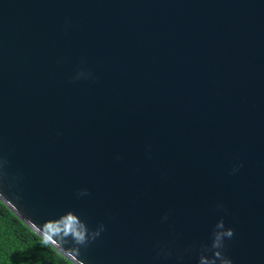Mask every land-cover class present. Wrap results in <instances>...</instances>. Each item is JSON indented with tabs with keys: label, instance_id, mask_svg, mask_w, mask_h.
I'll use <instances>...</instances> for the list:
<instances>
[{
	"label": "water",
	"instance_id": "obj_1",
	"mask_svg": "<svg viewBox=\"0 0 264 264\" xmlns=\"http://www.w3.org/2000/svg\"><path fill=\"white\" fill-rule=\"evenodd\" d=\"M0 202L73 264H264V0H0Z\"/></svg>",
	"mask_w": 264,
	"mask_h": 264
},
{
	"label": "trees",
	"instance_id": "obj_2",
	"mask_svg": "<svg viewBox=\"0 0 264 264\" xmlns=\"http://www.w3.org/2000/svg\"><path fill=\"white\" fill-rule=\"evenodd\" d=\"M0 264H73L0 202Z\"/></svg>",
	"mask_w": 264,
	"mask_h": 264
},
{
	"label": "clouds",
	"instance_id": "obj_3",
	"mask_svg": "<svg viewBox=\"0 0 264 264\" xmlns=\"http://www.w3.org/2000/svg\"><path fill=\"white\" fill-rule=\"evenodd\" d=\"M218 227L223 229L224 228V223L223 221H221L219 224H218ZM233 235V231L231 229H227L225 230L223 233H218L215 238H214V242H213V245L212 247L215 248L217 246V240H222L224 239L225 237H231ZM223 264H231V261L226 259L224 260Z\"/></svg>",
	"mask_w": 264,
	"mask_h": 264
}]
</instances>
